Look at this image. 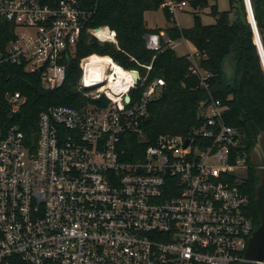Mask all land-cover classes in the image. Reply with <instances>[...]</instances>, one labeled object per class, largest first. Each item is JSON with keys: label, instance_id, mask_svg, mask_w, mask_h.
I'll return each instance as SVG.
<instances>
[{"label": "built area", "instance_id": "1", "mask_svg": "<svg viewBox=\"0 0 264 264\" xmlns=\"http://www.w3.org/2000/svg\"><path fill=\"white\" fill-rule=\"evenodd\" d=\"M188 6L162 3L173 16ZM92 17L80 0H0V38L11 37L0 45V67H24L40 73L45 89H60L84 35L118 46L116 32L90 26ZM144 39L154 53L149 65L138 63L145 75L83 58L77 90L86 102L41 112L37 139L17 123L22 93L0 95V264L247 262L258 227L240 189L249 169L241 134L226 123L228 107L213 96L212 74L189 40L164 30ZM181 47L189 75L209 94L204 122L190 136L151 141L144 122L166 84L150 72L158 54Z\"/></svg>", "mask_w": 264, "mask_h": 264}, {"label": "trees", "instance_id": "2", "mask_svg": "<svg viewBox=\"0 0 264 264\" xmlns=\"http://www.w3.org/2000/svg\"><path fill=\"white\" fill-rule=\"evenodd\" d=\"M55 1L50 0L52 3ZM177 1H187L194 9L192 28L181 29L173 15L162 8L163 0H80L83 8L93 12L90 26H109L117 34L118 46L101 44L84 35L75 58L68 62L66 82L54 91L43 87L40 73H28L24 67L3 65L0 67V95L6 91L22 93L26 103L17 123L28 138L37 139L41 112L54 106L79 107L86 102L77 90L83 58L94 54L109 57L124 69L139 70L145 75L146 70L138 63L149 65L154 57V53L146 49V34L164 30L173 40L186 38L202 55L201 66L212 74L213 96L228 107L226 123L241 134L239 150L247 156L249 169L240 189L249 197V214L259 227L261 220L255 204V189L259 181L250 162V153L259 134L264 132V69L245 0H229L228 11L219 10L218 0ZM251 3L264 48V0H251ZM207 8L215 19L213 25L201 22L200 12ZM159 9L163 10L171 27H148L146 13ZM4 27L8 31L10 26L5 24ZM10 40L11 37L3 32L1 47L5 48ZM226 63L230 64L231 77L226 71ZM189 65L188 57L178 55L176 51L157 55L150 80L160 78L166 85L161 97L150 104V117L144 122L149 140L153 141L161 134L190 136L203 125L206 107L201 103L208 101L209 94L198 79L189 75Z\"/></svg>", "mask_w": 264, "mask_h": 264}, {"label": "water", "instance_id": "3", "mask_svg": "<svg viewBox=\"0 0 264 264\" xmlns=\"http://www.w3.org/2000/svg\"><path fill=\"white\" fill-rule=\"evenodd\" d=\"M252 4L250 2V10ZM249 22L253 27L254 40L258 47V52L261 57L262 67L264 69V48L260 35L258 37V28L254 15L248 17ZM136 76V75H135ZM250 162L255 169L258 178V185L255 189V204L260 216V226L252 234L248 249L246 251V263L243 264H264V132L260 133L253 150L250 153Z\"/></svg>", "mask_w": 264, "mask_h": 264}, {"label": "rangeland", "instance_id": "4", "mask_svg": "<svg viewBox=\"0 0 264 264\" xmlns=\"http://www.w3.org/2000/svg\"><path fill=\"white\" fill-rule=\"evenodd\" d=\"M168 2V0H164ZM211 4L213 2L211 1ZM218 8L220 11H228L230 9L229 0H218ZM194 9L192 7H187L183 11H177L175 13L174 20L181 29H190L194 25ZM201 22L204 25H213L215 19L210 15V8L205 9L203 12H200ZM146 21L149 28H167L171 27L172 24L167 21V18L162 9H159L155 12L146 13ZM178 55H184L186 53V48H179L176 50ZM226 71L229 77L232 76V71L229 63H226Z\"/></svg>", "mask_w": 264, "mask_h": 264}, {"label": "bare ground", "instance_id": "5", "mask_svg": "<svg viewBox=\"0 0 264 264\" xmlns=\"http://www.w3.org/2000/svg\"><path fill=\"white\" fill-rule=\"evenodd\" d=\"M259 37V34H258ZM260 38V37H259ZM94 63L97 65V67L105 68L107 67L108 63L111 62V59L109 57H94L93 58ZM116 73H118L119 77H126V73L123 69L117 68Z\"/></svg>", "mask_w": 264, "mask_h": 264}, {"label": "crops", "instance_id": "6", "mask_svg": "<svg viewBox=\"0 0 264 264\" xmlns=\"http://www.w3.org/2000/svg\"><path fill=\"white\" fill-rule=\"evenodd\" d=\"M157 28H160V27H157ZM160 29H166V28H160ZM193 46V45H192Z\"/></svg>", "mask_w": 264, "mask_h": 264}]
</instances>
